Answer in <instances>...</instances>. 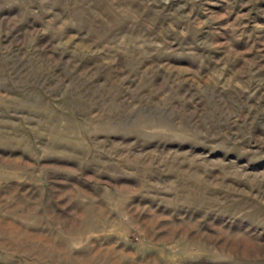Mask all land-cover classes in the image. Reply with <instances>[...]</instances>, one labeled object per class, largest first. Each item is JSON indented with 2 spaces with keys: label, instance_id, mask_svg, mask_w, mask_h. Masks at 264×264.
<instances>
[{
  "label": "rangeland",
  "instance_id": "1",
  "mask_svg": "<svg viewBox=\"0 0 264 264\" xmlns=\"http://www.w3.org/2000/svg\"><path fill=\"white\" fill-rule=\"evenodd\" d=\"M0 264H264V0H0Z\"/></svg>",
  "mask_w": 264,
  "mask_h": 264
}]
</instances>
